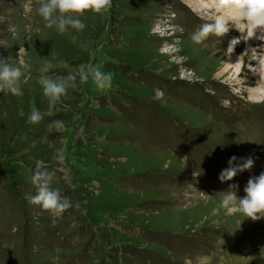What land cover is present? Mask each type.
Masks as SVG:
<instances>
[{
	"label": "rangeland",
	"instance_id": "rangeland-1",
	"mask_svg": "<svg viewBox=\"0 0 264 264\" xmlns=\"http://www.w3.org/2000/svg\"><path fill=\"white\" fill-rule=\"evenodd\" d=\"M37 5L0 0V58L29 66L23 96L0 92V264H264V219L218 207L228 184L243 196L264 171V104L250 97L264 42L230 22L224 37L194 44L215 16L203 0H112L64 34L43 26ZM46 60L49 76L91 64L112 87L77 78L28 123L30 103L48 111L37 82ZM233 155L253 167L221 183ZM38 160L73 205L59 218L27 198Z\"/></svg>",
	"mask_w": 264,
	"mask_h": 264
},
{
	"label": "clouds",
	"instance_id": "clouds-1",
	"mask_svg": "<svg viewBox=\"0 0 264 264\" xmlns=\"http://www.w3.org/2000/svg\"><path fill=\"white\" fill-rule=\"evenodd\" d=\"M203 5L205 9H213L215 16L211 22L201 24L192 32L190 39L194 44L200 45L210 36L224 37L230 31V21L239 23L241 30H245L249 38L264 39V0H203ZM111 6L112 0H38L35 11L42 19L45 28H54L58 34H64L69 29L79 33L87 27L82 19L85 12L103 14L108 12ZM26 11H31V8L29 7ZM75 40L76 37L72 36V41L75 42ZM237 42L238 37L233 36L228 48L229 55L234 51L233 45ZM175 50L178 51V49ZM28 67L24 61H20V66H17L10 61V57L0 58V92L16 97L23 96L21 85L27 82L29 76L24 74L22 68L27 71ZM51 67V63L47 60L42 63L39 68L42 74L37 80L42 89V96L47 101L48 111L42 113L34 102L30 103L28 123L37 124L44 115H51L55 106L67 95L68 89L77 87V78L80 84H86L91 79L95 87L101 91L112 87V73L103 72L99 67L91 64L80 65L78 72H70L60 77L47 75ZM222 104L224 107L230 106L228 100H224ZM19 115L23 117L25 113L20 111ZM51 126L62 129L64 123L56 120L51 122ZM60 159L62 161L63 156ZM253 164L254 158L251 155L247 157L233 155L227 161L228 166L221 170L217 178L221 183L231 181L237 174L251 169ZM36 169L31 177L35 195L27 197L29 203L38 205L50 216L59 218L73 205L61 194L59 188L51 186L53 173L43 167V161L36 162ZM237 187L236 184H228L227 190L222 191L218 207L224 209L226 215L241 214L244 219L248 218L251 221L264 219V171L257 176L249 177L243 187V196H237ZM242 221L239 222V228Z\"/></svg>",
	"mask_w": 264,
	"mask_h": 264
},
{
	"label": "bare ground",
	"instance_id": "bare-ground-1",
	"mask_svg": "<svg viewBox=\"0 0 264 264\" xmlns=\"http://www.w3.org/2000/svg\"><path fill=\"white\" fill-rule=\"evenodd\" d=\"M194 1V0H193ZM200 3V2H199ZM201 4V3H200ZM192 5H193V3H192ZM197 5H199V4H197ZM195 8V7H194ZM231 22V21H230ZM236 24H239V23H236ZM240 25V24H239ZM240 27H241V25H240ZM240 31H242L241 30V28H240ZM250 40H252V41H254L253 40V38H250V39H248L247 40V42H249ZM261 41V42H264V39H255V41L254 42H257V41ZM263 47V49H262V51H263V55H264V46H262ZM253 49V48H252ZM233 57V56H232ZM255 60L256 58H252V60ZM229 60H231V57H229V59L227 60L228 61V63H229ZM253 60V61H254ZM262 66V68H261V72H259L257 75H256V77H255V80H256V85L253 87V88H251V92H250V97L254 100L253 101V103L254 104H258V103H261V104H264V62H263V64L261 65ZM259 101V102H256V101Z\"/></svg>",
	"mask_w": 264,
	"mask_h": 264
}]
</instances>
